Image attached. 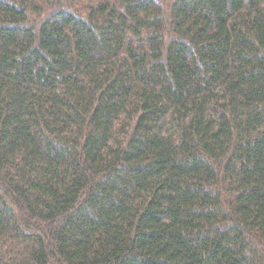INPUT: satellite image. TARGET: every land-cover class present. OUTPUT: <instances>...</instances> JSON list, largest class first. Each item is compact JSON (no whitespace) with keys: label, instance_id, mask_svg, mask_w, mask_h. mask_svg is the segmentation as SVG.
Returning <instances> with one entry per match:
<instances>
[{"label":"trees","instance_id":"trees-1","mask_svg":"<svg viewBox=\"0 0 264 264\" xmlns=\"http://www.w3.org/2000/svg\"><path fill=\"white\" fill-rule=\"evenodd\" d=\"M0 264H264V0H0Z\"/></svg>","mask_w":264,"mask_h":264}]
</instances>
